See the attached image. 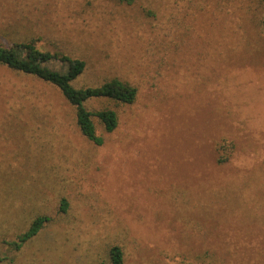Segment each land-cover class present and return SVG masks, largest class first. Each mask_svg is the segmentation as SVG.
Wrapping results in <instances>:
<instances>
[{
    "label": "rangeland",
    "instance_id": "obj_1",
    "mask_svg": "<svg viewBox=\"0 0 264 264\" xmlns=\"http://www.w3.org/2000/svg\"><path fill=\"white\" fill-rule=\"evenodd\" d=\"M262 0H0V46L137 88L97 146L54 86L0 66V264H264ZM65 73V62L46 64ZM67 209L62 211V202ZM38 216L50 221L20 250Z\"/></svg>",
    "mask_w": 264,
    "mask_h": 264
},
{
    "label": "trees",
    "instance_id": "obj_2",
    "mask_svg": "<svg viewBox=\"0 0 264 264\" xmlns=\"http://www.w3.org/2000/svg\"><path fill=\"white\" fill-rule=\"evenodd\" d=\"M129 4L133 0H125ZM264 8V0H262ZM263 33H264V9H263ZM60 60L65 62L68 69L65 73L52 70L47 63ZM0 66L26 75L34 76L57 88L65 101L75 111L76 124L81 134L90 142L101 146L104 140L98 136L94 119L103 126L105 132H114L119 125L118 114L111 108L100 111H90L87 104L93 100H108L120 105H132L138 95L137 88L121 81L118 78L111 79L100 86L75 88V82L86 70L83 60L72 59L59 53L52 54L39 50L34 42L21 44L19 47L9 49L0 46ZM1 185V183H0ZM67 201L62 202V211L67 209ZM50 221L47 216H38L32 221L29 229L20 235L17 241L11 245L20 250L27 242L36 237L45 225ZM111 264H123V252L120 247H114L110 251ZM3 259L0 257V263Z\"/></svg>",
    "mask_w": 264,
    "mask_h": 264
}]
</instances>
